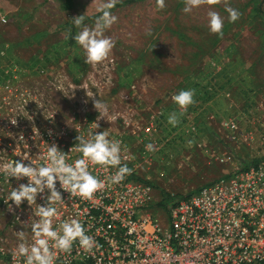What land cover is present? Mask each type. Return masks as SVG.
<instances>
[{"label":"rangeland","instance_id":"rangeland-1","mask_svg":"<svg viewBox=\"0 0 264 264\" xmlns=\"http://www.w3.org/2000/svg\"><path fill=\"white\" fill-rule=\"evenodd\" d=\"M126 1L111 9L118 22L104 33L115 41L109 58L90 64L74 39L81 28L72 17L83 14L81 27L92 28L106 0H0V76L14 74L49 92L57 124L65 127L88 94L106 103L104 113L91 102L90 117L102 125L99 132L121 139L120 155H129L127 166L153 186L159 202L162 194L181 198L254 165L259 143L237 141L230 122L243 133L264 124V0H229L242 14L235 23L223 2L184 13V0H165L162 10L155 0ZM209 10L224 17L222 37L208 29ZM63 81L75 98L61 97ZM182 89L194 90L195 103L173 127L169 114L182 110L172 96ZM223 153L232 154V163L215 160ZM175 202L160 210L161 218ZM6 221L0 210V236Z\"/></svg>","mask_w":264,"mask_h":264},{"label":"built area","instance_id":"built-area-1","mask_svg":"<svg viewBox=\"0 0 264 264\" xmlns=\"http://www.w3.org/2000/svg\"><path fill=\"white\" fill-rule=\"evenodd\" d=\"M42 79L47 81L46 77ZM58 89L63 98L76 97L70 94L75 89L71 83L63 81ZM91 102L88 96L86 100H78L71 125L65 127L57 124L49 92L14 74L0 76V210L7 216L4 224L7 230L0 236V264H25L26 258L17 251L21 241L16 233L24 231L31 244L30 225L39 219L35 205L23 201L17 208L9 200L12 189L27 184L28 180L8 178L2 166L25 156L29 159L23 161L25 165L45 166L47 149L53 143L64 152L66 162L74 164L82 157L76 137L87 139L89 133L94 135L102 127L99 124L97 129L95 118L90 117L95 112ZM137 127L141 132L149 131ZM230 128L240 143L246 146L259 143L255 164L236 167L179 198L170 206L166 218H161L162 208L153 186L136 178L134 168L129 165L131 175L112 184L109 178L117 167L90 163L89 171L106 184L91 200L62 190L57 181L56 189L63 202L53 205L57 209L53 228L58 229L70 218L78 219L99 247L86 251L77 240L70 254L57 252L55 264H264V124L260 132L243 133L232 121ZM143 153L149 156L146 149ZM215 160L232 163L233 156L223 153L216 155ZM128 161L129 155H121L122 165ZM41 195L46 197L47 189L36 198V204L43 206L47 201Z\"/></svg>","mask_w":264,"mask_h":264},{"label":"clouds","instance_id":"clouds-1","mask_svg":"<svg viewBox=\"0 0 264 264\" xmlns=\"http://www.w3.org/2000/svg\"><path fill=\"white\" fill-rule=\"evenodd\" d=\"M119 0H106L97 7V12L101 13L95 21L92 28L83 26L85 16L78 15L72 17V21L81 31L74 37L75 41L86 52V63L99 64L109 58L115 41L106 36L105 30L118 22V17L111 11ZM184 13H190L194 8L202 5H218L223 2L225 11L228 13V22L235 23L242 15L237 9L229 6V0H184ZM158 9L166 7L165 0H155ZM208 29L210 33L223 36L224 17L219 12L209 10L207 12ZM5 23L7 21H4ZM147 34H151L150 30ZM67 39V37H65ZM195 92L192 89L180 90L172 96V100L182 110L179 115L175 112L169 114L167 122L176 127L180 120L179 117L187 111L190 105L195 103ZM92 99L93 107L96 110H102L104 113L108 111V105L99 99H95L93 94L87 95ZM95 127H100L98 121ZM107 131L96 132L94 135L89 133V137L85 139L83 136H77L79 141L78 151L82 153V157L75 160L74 164L66 162V156L63 151L59 150L57 145L53 143L47 149L48 164L45 166L34 167L32 163L25 165L24 160H29L25 156L19 161H11L5 163L3 171L9 178L20 180L27 178V184H20L17 188L12 189L9 193V200L19 208L23 201H27L29 206L35 205L39 219L32 222L30 227L33 233V242H27L26 233L19 231L16 233L21 241L17 245V251L20 256L25 257V264H55L57 252L71 253L72 245L75 241H79L80 246L91 251L95 247L96 242L92 236L86 234V230L78 219L70 218L63 221L58 229L53 228V218L57 215V209L53 205L63 202L60 191L56 189V182L59 181L60 188L71 195H79L83 199L91 200L94 194L102 191L105 187V181L98 179L89 171V164L101 165L105 168L117 167V171L109 179L112 184H118L131 175L132 169L127 164L121 163V141L110 140ZM191 143V141H189ZM148 151L153 150L152 144H147ZM45 189L48 195L42 199H46L47 203L43 206L36 204L38 194H43ZM9 211H11V206ZM55 249L56 251H53Z\"/></svg>","mask_w":264,"mask_h":264},{"label":"trees","instance_id":"trees-1","mask_svg":"<svg viewBox=\"0 0 264 264\" xmlns=\"http://www.w3.org/2000/svg\"><path fill=\"white\" fill-rule=\"evenodd\" d=\"M137 1H141V0H127L126 2H137ZM246 168V167H243ZM180 197H170L169 195L166 194H162V199L161 201L158 203V206L162 209H167V206L170 203H173L175 200H178Z\"/></svg>","mask_w":264,"mask_h":264}]
</instances>
